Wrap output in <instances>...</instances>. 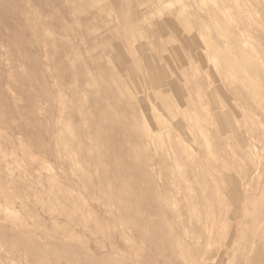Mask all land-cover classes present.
<instances>
[{
	"label": "rangeland",
	"instance_id": "374dc122",
	"mask_svg": "<svg viewBox=\"0 0 264 264\" xmlns=\"http://www.w3.org/2000/svg\"><path fill=\"white\" fill-rule=\"evenodd\" d=\"M232 40L256 78L264 0H0V264H264Z\"/></svg>",
	"mask_w": 264,
	"mask_h": 264
},
{
	"label": "crops",
	"instance_id": "0c3cea01",
	"mask_svg": "<svg viewBox=\"0 0 264 264\" xmlns=\"http://www.w3.org/2000/svg\"><path fill=\"white\" fill-rule=\"evenodd\" d=\"M227 44L228 46L226 47V50L223 52V54L228 56V61L226 62L225 68L222 70V72L218 70L219 71L218 73L220 74L223 73L225 75L224 78L226 79L227 83L230 86H232L234 83V80H240L241 82H243L244 90H247L250 88L253 89L255 85H264V70L262 71L261 74H258L256 78H251L247 76L245 72L241 73L238 70H236L238 69V67H240V64L233 59L232 54H231V49L235 48L239 53L245 55L246 57L248 56L246 55L245 52H243V49H241V47L239 46V44H237V42H233L232 40L231 42H228ZM218 103H219V100H218ZM227 106L231 107V105H227Z\"/></svg>",
	"mask_w": 264,
	"mask_h": 264
}]
</instances>
